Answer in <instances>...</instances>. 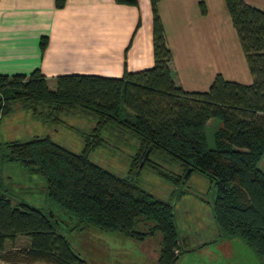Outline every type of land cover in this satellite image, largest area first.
<instances>
[{
    "label": "trees",
    "instance_id": "16d2710c",
    "mask_svg": "<svg viewBox=\"0 0 264 264\" xmlns=\"http://www.w3.org/2000/svg\"><path fill=\"white\" fill-rule=\"evenodd\" d=\"M157 1L149 0L153 53L149 68L124 70L120 77L56 75L53 89L37 68L28 74H0V118L24 102L32 117L44 124H64L60 114L76 109L93 119V126L79 134V152L52 141L48 134L0 140V262L82 264L58 232L66 222L68 230L83 224L135 239L158 232L157 264H174L183 249L171 204L154 198L128 175L149 166L173 186L186 169L203 174L215 187L211 214L219 238L240 239L264 264V172L257 166L264 155V10L242 0H223L252 82L244 85L216 75L206 91H184L173 80ZM54 5L62 7L63 0H54ZM198 6L204 14V4ZM45 45L42 36L40 53ZM211 118L220 126L208 148L205 124ZM105 144H134L126 175L117 176L89 160L90 151ZM162 160L181 173L163 168ZM7 168L20 170L28 179L38 177L43 207L19 199L14 189L18 186L2 179ZM58 210L66 220L57 218ZM17 236L27 237L28 243L6 248V241L13 246Z\"/></svg>",
    "mask_w": 264,
    "mask_h": 264
},
{
    "label": "crops",
    "instance_id": "0c3cea01",
    "mask_svg": "<svg viewBox=\"0 0 264 264\" xmlns=\"http://www.w3.org/2000/svg\"><path fill=\"white\" fill-rule=\"evenodd\" d=\"M242 1L264 10V0ZM156 10L171 51L173 80L182 90L206 91L216 75L244 85L252 82L223 0H158ZM42 36L46 45L40 53ZM152 64L149 0H138L137 6L63 0L60 8L54 0H0V74H28L37 68L53 89L56 75L120 77L124 70Z\"/></svg>",
    "mask_w": 264,
    "mask_h": 264
},
{
    "label": "rangeland",
    "instance_id": "374dc122",
    "mask_svg": "<svg viewBox=\"0 0 264 264\" xmlns=\"http://www.w3.org/2000/svg\"><path fill=\"white\" fill-rule=\"evenodd\" d=\"M1 103L3 104V101ZM74 115L77 116L72 118ZM0 117H2L1 112ZM60 117L64 124L41 123L38 118L32 117L29 110H26L24 102H19L14 104L11 111L3 118H0V140L23 141L35 135L48 134L52 141L68 150L79 152L82 147L79 134L93 126V119L77 109L63 111ZM218 126L220 121L215 118L206 122V147H212V134ZM133 146L134 144L100 145L90 151L88 158L107 171L117 176H124L127 174ZM159 162L166 170L181 173L180 169L168 160ZM257 166L264 172V155ZM128 175L136 178L139 187L154 198L171 204L183 249L174 264H259L252 251L240 239L219 238L217 226L211 214L215 187L203 174L197 171H185L180 183L176 186L165 181L149 166L142 168L138 174L132 172ZM2 179L18 186L14 189L19 192V199L22 198L34 206H44L45 195L42 187H39L37 176L28 179L20 170L7 168L3 171ZM57 218L67 219L61 210H58ZM58 232L65 237L71 250L83 260L82 264H157L160 249V233L158 232L143 239H135L120 232L104 231L83 224L75 230H68L67 225L63 224L58 228ZM28 241L27 237L19 236L14 240L13 246L8 241L5 246L12 249L24 247ZM1 264L11 263L2 262Z\"/></svg>",
    "mask_w": 264,
    "mask_h": 264
},
{
    "label": "water",
    "instance_id": "95a60500",
    "mask_svg": "<svg viewBox=\"0 0 264 264\" xmlns=\"http://www.w3.org/2000/svg\"><path fill=\"white\" fill-rule=\"evenodd\" d=\"M186 172H189V169H187ZM64 224H66V222H64ZM66 225H67V224H66Z\"/></svg>",
    "mask_w": 264,
    "mask_h": 264
},
{
    "label": "flooded vegetation",
    "instance_id": "af4514ba",
    "mask_svg": "<svg viewBox=\"0 0 264 264\" xmlns=\"http://www.w3.org/2000/svg\"><path fill=\"white\" fill-rule=\"evenodd\" d=\"M184 174V173H183ZM183 176V175H182Z\"/></svg>",
    "mask_w": 264,
    "mask_h": 264
}]
</instances>
